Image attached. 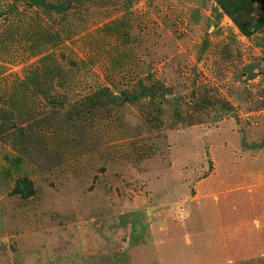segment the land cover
<instances>
[{
	"label": "rangeland",
	"instance_id": "1",
	"mask_svg": "<svg viewBox=\"0 0 264 264\" xmlns=\"http://www.w3.org/2000/svg\"><path fill=\"white\" fill-rule=\"evenodd\" d=\"M43 1L0 0V264H264L259 2Z\"/></svg>",
	"mask_w": 264,
	"mask_h": 264
},
{
	"label": "trees",
	"instance_id": "2",
	"mask_svg": "<svg viewBox=\"0 0 264 264\" xmlns=\"http://www.w3.org/2000/svg\"><path fill=\"white\" fill-rule=\"evenodd\" d=\"M257 1L260 4L261 11H260V13H258L259 17L254 18V20H255L254 22L248 21L246 18L237 16L235 13L231 14L232 17L234 18V20L240 26V29L242 31H246L248 33H253L260 28V26L262 24V17H264V0H257ZM220 2L226 9H228L229 3H230L229 1L220 0ZM40 3H44V1L40 0ZM50 8L55 9V10H59L61 7L59 5L51 4ZM233 9H235V8H233Z\"/></svg>",
	"mask_w": 264,
	"mask_h": 264
}]
</instances>
